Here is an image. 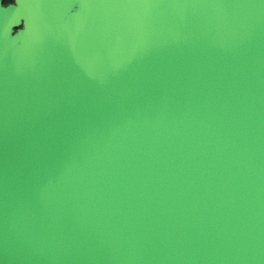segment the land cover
<instances>
[{
	"label": "water",
	"instance_id": "obj_1",
	"mask_svg": "<svg viewBox=\"0 0 264 264\" xmlns=\"http://www.w3.org/2000/svg\"><path fill=\"white\" fill-rule=\"evenodd\" d=\"M0 264H264V0L0 2Z\"/></svg>",
	"mask_w": 264,
	"mask_h": 264
},
{
	"label": "flooded vegetation",
	"instance_id": "obj_2",
	"mask_svg": "<svg viewBox=\"0 0 264 264\" xmlns=\"http://www.w3.org/2000/svg\"><path fill=\"white\" fill-rule=\"evenodd\" d=\"M0 2H1V5L4 7L9 6V5H18V0H15V3H12L11 0H7V2L6 0H0ZM24 27H25V18L22 17L21 25L16 27V29L18 30Z\"/></svg>",
	"mask_w": 264,
	"mask_h": 264
},
{
	"label": "clouds",
	"instance_id": "obj_3",
	"mask_svg": "<svg viewBox=\"0 0 264 264\" xmlns=\"http://www.w3.org/2000/svg\"><path fill=\"white\" fill-rule=\"evenodd\" d=\"M6 2H7V0H6ZM11 2H12V3H15V0H11Z\"/></svg>",
	"mask_w": 264,
	"mask_h": 264
}]
</instances>
